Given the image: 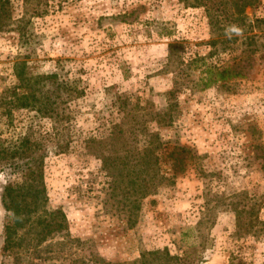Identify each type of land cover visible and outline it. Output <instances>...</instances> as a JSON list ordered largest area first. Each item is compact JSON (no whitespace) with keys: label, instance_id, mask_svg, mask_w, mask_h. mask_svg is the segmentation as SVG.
<instances>
[{"label":"rangeland","instance_id":"obj_1","mask_svg":"<svg viewBox=\"0 0 264 264\" xmlns=\"http://www.w3.org/2000/svg\"><path fill=\"white\" fill-rule=\"evenodd\" d=\"M11 1L13 20L0 30V96L18 85L22 67L58 72L86 89L72 104L71 150L45 162L47 206L65 219L53 241L65 245L60 258L37 263L151 264L144 254L168 249L182 257L179 264H264V22L228 41L211 26L206 7L188 0H49L38 16L23 0ZM245 13L264 18V0ZM172 42L181 47L170 60ZM208 65H229L243 76L207 85ZM121 94L140 96L157 115L175 104L171 120L148 116L150 129L171 147L190 150L176 181L138 198L133 210L132 196L114 188L99 142L118 118ZM15 116L12 134L39 121L36 129L53 141L50 122L35 111ZM14 178L0 171V246L1 194ZM210 195L222 199L214 198L208 213ZM241 207L251 229L238 226Z\"/></svg>","mask_w":264,"mask_h":264},{"label":"trees","instance_id":"obj_2","mask_svg":"<svg viewBox=\"0 0 264 264\" xmlns=\"http://www.w3.org/2000/svg\"><path fill=\"white\" fill-rule=\"evenodd\" d=\"M253 1L188 0L194 6L206 7L214 30L225 33V21L227 26H240L243 36L253 32L256 23L259 26L264 22V18L253 20L245 13V7ZM23 2L25 11L37 16L43 15L49 4V0ZM12 20V1L0 0V30ZM247 37L254 41L256 34ZM233 39L238 37L227 40ZM218 41L219 37L212 44ZM180 47V43H170V60ZM204 72L207 85L225 84L231 78L243 76L229 65H208ZM16 76L18 85L7 88L0 96V171L15 174V178L4 185L1 194L6 213L0 252L4 257L2 264H38L39 261L60 258L59 252L65 245V242L53 241L55 235L64 229L65 219L60 210H50L47 206L45 162L51 153L62 154L71 150V128L75 119L72 104L86 94V89L62 78L58 72L32 74L22 67ZM174 105L170 103L164 114L157 115L152 104L144 102L140 96L121 94L116 104L118 118L111 121L108 135L99 141L105 148L104 167L115 177L114 188L120 187L125 195L132 196V210L137 207L138 198L151 194L161 185L174 183L186 169L184 158L190 150L180 145L171 147L169 141L162 140L159 132L150 129L152 122L148 119V116L155 115L151 121L171 120ZM24 109L35 111L36 119L50 122L53 141L47 142L40 129H36L39 121L31 126L32 130L18 135L11 133L16 126V112ZM214 198L221 200L222 196L210 195L206 203L208 213L213 210ZM261 200L256 197V212L261 208ZM247 212L248 209L243 207L237 211L240 229L248 230L254 225L248 224ZM143 257L150 259L151 264H179L182 261L180 255H172L168 249L150 251Z\"/></svg>","mask_w":264,"mask_h":264},{"label":"clouds","instance_id":"obj_3","mask_svg":"<svg viewBox=\"0 0 264 264\" xmlns=\"http://www.w3.org/2000/svg\"><path fill=\"white\" fill-rule=\"evenodd\" d=\"M225 36L228 39H231L233 36L241 37L243 36V29L236 24H230L225 27Z\"/></svg>","mask_w":264,"mask_h":264}]
</instances>
